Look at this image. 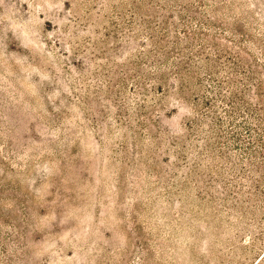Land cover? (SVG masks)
<instances>
[{
  "label": "rangeland",
  "instance_id": "rangeland-1",
  "mask_svg": "<svg viewBox=\"0 0 264 264\" xmlns=\"http://www.w3.org/2000/svg\"><path fill=\"white\" fill-rule=\"evenodd\" d=\"M1 237L0 264H264V0H0Z\"/></svg>",
  "mask_w": 264,
  "mask_h": 264
},
{
  "label": "trees",
  "instance_id": "trees-1",
  "mask_svg": "<svg viewBox=\"0 0 264 264\" xmlns=\"http://www.w3.org/2000/svg\"><path fill=\"white\" fill-rule=\"evenodd\" d=\"M258 96H260V98L262 99V95H259V94H258ZM0 239H1V242H2V243H1V247H3L4 252H6V251H5V250H6V247H5V246H6V241H5V239H3V237H1Z\"/></svg>",
  "mask_w": 264,
  "mask_h": 264
}]
</instances>
